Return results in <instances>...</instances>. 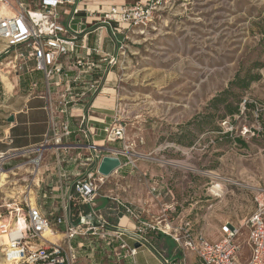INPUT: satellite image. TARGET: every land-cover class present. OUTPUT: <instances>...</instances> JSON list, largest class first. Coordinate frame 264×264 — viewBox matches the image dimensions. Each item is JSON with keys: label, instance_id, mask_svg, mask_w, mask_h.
<instances>
[{"label": "rangeland", "instance_id": "374dc122", "mask_svg": "<svg viewBox=\"0 0 264 264\" xmlns=\"http://www.w3.org/2000/svg\"><path fill=\"white\" fill-rule=\"evenodd\" d=\"M11 61L12 50L0 44V152L8 147L4 137L12 122L7 119L21 108L22 92L27 94L22 78L28 74L12 69ZM6 71L13 90L2 80ZM111 71L110 119L118 116L125 125L126 154L151 173L163 168L172 174V225L188 223L213 239L225 220L239 222L249 214L255 197L264 196V0H170L152 27L130 34ZM223 92L227 103L238 106L237 113L227 114L222 103L212 102ZM50 152L44 151L40 168L53 161ZM12 154L0 160V172L7 174L0 186L2 217L25 195L22 179L31 177L28 161L36 155ZM102 190L99 194L106 193ZM166 197L163 204H170ZM90 240L94 254L102 252V241ZM154 240L166 253L174 247L168 238ZM3 258L0 246V264ZM135 259L154 261L146 248Z\"/></svg>", "mask_w": 264, "mask_h": 264}, {"label": "built area", "instance_id": "2783aa9c", "mask_svg": "<svg viewBox=\"0 0 264 264\" xmlns=\"http://www.w3.org/2000/svg\"><path fill=\"white\" fill-rule=\"evenodd\" d=\"M86 1L0 0V44L5 50H12V69L23 74L41 72L45 90L40 95L46 100L45 108L49 111L47 132L40 144L12 151V155H36L28 161L33 166L31 177L22 179L25 195L8 205L4 217L0 214V224L3 225L0 231L5 236L0 245L4 258L12 264H79L77 248L83 244L74 246L71 240L76 236H93L108 249L111 264H123L124 260H128L129 264H139L135 257L144 248L152 255L153 264H264L263 193L255 197L254 209L249 214L239 222L225 220L213 239L201 231L191 230L188 223L172 225L168 213L175 210L173 203L161 204L159 213L151 218H145L140 208L117 196L111 197L113 205L109 208V215L96 210V198L108 177L97 170L103 156L118 157L120 166L128 165L132 171H139L136 159L126 154L128 144L123 143L122 148L105 144L87 145L93 151V157L80 160L89 167L72 180L61 214L53 222L35 203V199L31 202L29 193L34 195L41 184L39 169L44 151L48 148L52 150L60 168L59 176L66 179L68 175L61 168L65 159L58 153L69 148L64 137L71 133V117L84 107L88 109V116L93 99L105 87L130 34L152 27L157 12L170 2L124 0L122 4L105 7L100 3L102 0H96L99 2L97 8H89ZM73 21H76V27ZM97 23L93 31H98V34L102 29L109 31L114 52L106 53L99 47L86 46L88 26ZM76 47L83 49L84 55L71 59ZM93 54L97 58L94 59ZM72 66L77 68L76 74L69 76L67 71ZM96 71L100 75H96ZM37 86L38 81L30 80L31 92ZM117 117L114 116L103 127L106 144L124 140L126 128ZM85 120L87 117L81 114L79 126ZM7 155L10 156V152H0V160ZM122 156L125 161H122ZM149 193L155 199L161 196L155 185L149 188ZM83 206L89 209L86 211ZM109 216L115 217L117 223L111 225ZM124 217L133 222V228L121 224ZM57 226H62L63 238L51 241L44 236L47 229L57 234ZM159 234L174 243L170 253L152 243Z\"/></svg>", "mask_w": 264, "mask_h": 264}, {"label": "crops", "instance_id": "0c3cea01", "mask_svg": "<svg viewBox=\"0 0 264 264\" xmlns=\"http://www.w3.org/2000/svg\"><path fill=\"white\" fill-rule=\"evenodd\" d=\"M123 2L124 0H102L100 3L106 7L111 4H122ZM98 4L99 2L96 0L86 1V5L89 8H97ZM87 21L89 23L91 22L90 19H87ZM73 25L76 27V21H73ZM97 25L98 23L94 24V26H88L89 34L87 36L86 46L89 48L99 47L101 50H103V52L106 53L114 52V45L111 42L109 35L104 34L105 30L102 29L99 34L98 31H93V28ZM79 42L80 41H78V43ZM83 55L84 50L76 47L73 54L71 55V59H73L75 56L82 57ZM92 57L94 59L97 58V56L94 54ZM76 69L77 68L74 66L70 67L67 71L68 75L74 76L76 74ZM96 75H100V73L96 71ZM30 80L38 81V86L33 92H31L29 89ZM111 85L112 84H110L111 88L107 89V91L103 88L101 90L102 92L96 95V97L93 99V102L89 108L91 114L86 116V111L88 109L87 107H84L81 109L82 111H78L71 117V133L64 137V142L69 144V148L66 152L58 153L59 156H62L65 159L61 165V168L65 170L68 177L66 179H62L59 176L60 168L56 163V157L53 155V152H50L52 155L50 159L53 161L47 159L46 162L42 163V166L39 169L41 184L39 188L35 189L34 199L35 203L40 206L41 210L47 217H49L51 222L55 220V217L61 214L62 204L70 190L72 180L76 176L82 175L84 169L89 167H87L86 164L80 160L82 158L84 159L93 157V151L88 148L87 145L105 144L108 147L113 148H121L123 145L122 140H115L106 144L103 141L104 138H99L102 136V134L104 136L102 130L105 124L110 121L109 119L113 109L115 90ZM22 90H26L27 94L22 92V96H20L21 108L14 112V121L7 127V132L4 138L6 139V144L8 147L2 152H12L35 147L40 144L44 134L47 132L49 111L45 108L46 100L40 95L45 90L41 72L35 71L31 74L23 76ZM81 114L85 115L87 120H85L79 126ZM95 134H98V137H96ZM139 166V171L135 172L132 171L128 165H121L111 174V176H108L106 182L104 183V189L106 193L98 195L96 198L95 209L105 215H109V208L113 205L111 197L117 196L128 204L140 208V210L143 211L142 214L145 218H151L159 213L157 208L158 204L155 203L157 200L160 201V204H163L164 201H162V198L168 196L166 197L168 200L167 202L174 203V197L172 194V188L174 189V181H172L173 179L170 178L172 177L171 172H169L167 169L165 170L163 168H155L152 170L153 174L156 173L154 174L155 179H153V177H151L152 173L149 171V168L142 167L141 164ZM146 176H149L152 181L144 182L142 178L146 180ZM154 185L157 187V191L161 193L160 199H155L149 195V188ZM101 190L102 189H100V191ZM83 209L87 211L89 208L88 206H83ZM108 220L111 225L117 223V219L113 216H109ZM120 222L122 225L128 228H133L134 226L133 222L126 217L122 218ZM57 230L58 233L62 235V226H57ZM61 238H63V236H61L60 239ZM159 238H161L163 242L167 237L159 234L155 237V240H159ZM90 239H94V237L76 236L72 239L75 240L74 246H77V243L83 244L82 247L77 248L79 264H111V260L107 259L109 258L107 256L108 249L101 247L103 249L102 252L99 251L94 254L93 247L90 245V243H92ZM129 242L133 244L131 240ZM159 245L164 246L162 243ZM122 263L129 264V261L124 260ZM153 263L154 261L147 264Z\"/></svg>", "mask_w": 264, "mask_h": 264}, {"label": "bare ground", "instance_id": "6f19581e", "mask_svg": "<svg viewBox=\"0 0 264 264\" xmlns=\"http://www.w3.org/2000/svg\"><path fill=\"white\" fill-rule=\"evenodd\" d=\"M118 1V0H117ZM122 1V0H119ZM10 66V65H9ZM2 73V80L4 82L5 88H7L8 90H11L15 85H13L12 81L9 80V78L6 76L7 71L6 72H1ZM115 78V74L114 72H110L107 78V83L106 86L104 87V90L107 91V89L111 88L110 84H113V80ZM14 79V78H13ZM15 81V80H14ZM116 84V83H115ZM113 89V88H112ZM13 90V89H12ZM103 90V91H104ZM105 91V92H106ZM102 92V91H101ZM110 92V91H108ZM112 92V91H111ZM101 96V95H100ZM91 124V123H89ZM97 133V132H96ZM96 137H98V134H95ZM7 178V174L5 172H0V186H2L5 183V179ZM214 188L218 190H221V185L220 184H215ZM215 191V190H214ZM29 198L31 200V202L33 203L34 201V196L33 193L30 192L29 193ZM124 220V219H123ZM44 236H46L49 240L51 241H56L58 239H60V237L62 236L60 233L57 234H53L51 230L47 229L44 232ZM5 240V236H3L2 234H0V245L3 243V241ZM1 264H12L9 260H6L5 258H3V262Z\"/></svg>", "mask_w": 264, "mask_h": 264}, {"label": "water", "instance_id": "95a60500", "mask_svg": "<svg viewBox=\"0 0 264 264\" xmlns=\"http://www.w3.org/2000/svg\"><path fill=\"white\" fill-rule=\"evenodd\" d=\"M8 122H13L14 117L11 115L8 119ZM120 166V159L115 156H103L97 165V170L100 174L104 176L110 175L115 169ZM71 212L69 210L68 215L70 216ZM137 246V244H135Z\"/></svg>", "mask_w": 264, "mask_h": 264}, {"label": "trees", "instance_id": "16d2710c", "mask_svg": "<svg viewBox=\"0 0 264 264\" xmlns=\"http://www.w3.org/2000/svg\"><path fill=\"white\" fill-rule=\"evenodd\" d=\"M251 79H254V78H251ZM235 84H237L239 87H245L247 85V83L245 82H242V83H239L237 81H234ZM226 92H223L221 93L220 95L216 96L213 98L212 102H218V103H222L224 106L223 108L226 110V113L227 114H235L237 113L239 110H238V106L236 105H231L229 103H227L222 97L223 95L225 94ZM71 209L73 211V206L71 204Z\"/></svg>", "mask_w": 264, "mask_h": 264}]
</instances>
